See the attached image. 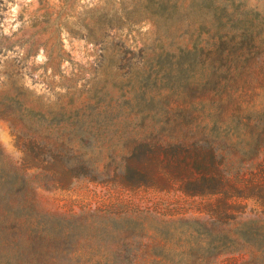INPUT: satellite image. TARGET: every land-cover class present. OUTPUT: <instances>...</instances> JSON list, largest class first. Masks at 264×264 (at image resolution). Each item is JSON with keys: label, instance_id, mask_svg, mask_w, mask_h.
<instances>
[{"label": "rangeland", "instance_id": "1", "mask_svg": "<svg viewBox=\"0 0 264 264\" xmlns=\"http://www.w3.org/2000/svg\"><path fill=\"white\" fill-rule=\"evenodd\" d=\"M263 73L264 0H0V264L172 258L207 198L139 184L134 161L186 114L230 125L233 157Z\"/></svg>", "mask_w": 264, "mask_h": 264}, {"label": "trees", "instance_id": "2", "mask_svg": "<svg viewBox=\"0 0 264 264\" xmlns=\"http://www.w3.org/2000/svg\"><path fill=\"white\" fill-rule=\"evenodd\" d=\"M252 73L255 77L256 72ZM248 111L245 116L231 119L236 128L249 133L250 139L241 140L230 159L221 149L218 133L228 132L230 125L215 120L209 128L208 124L202 126L198 117L186 114L176 120L185 138H172L150 150L146 163L134 161L133 168L143 178L139 184L161 190L177 188L190 197L207 198L199 209L205 217L194 220L196 226L191 228L192 233L180 250H168L172 258L151 262L34 264H264V110L255 115L251 109ZM192 123L197 125L196 132ZM191 135L200 137L190 142L187 139ZM52 147L48 170L59 166L67 172L66 151L59 150L56 144ZM68 184L65 181L61 186ZM248 201L258 210L248 211Z\"/></svg>", "mask_w": 264, "mask_h": 264}]
</instances>
